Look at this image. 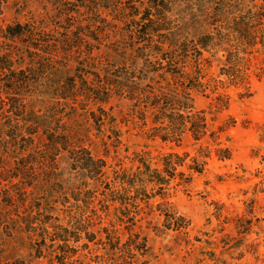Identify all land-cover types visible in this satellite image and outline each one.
Segmentation results:
<instances>
[{
    "label": "rangeland",
    "instance_id": "1",
    "mask_svg": "<svg viewBox=\"0 0 264 264\" xmlns=\"http://www.w3.org/2000/svg\"><path fill=\"white\" fill-rule=\"evenodd\" d=\"M168 1L183 39L214 32L209 20L226 0ZM44 3L30 0L19 12L8 7L0 25L51 13ZM254 3L264 13V0ZM256 29L264 36V18ZM242 44L232 53L234 66L227 62L228 44L203 53L202 85L192 90L193 105L207 118L209 132L201 140L190 133L178 142L149 138L148 126L124 119L128 104L123 100H110L104 108L112 118L98 124L77 103L63 106L60 123L69 136L104 160V183L82 178L66 150L51 153L47 167L37 168L35 180L27 181L31 185L10 180L13 161L0 144V264H264V42ZM228 72L243 78L233 81ZM226 148L230 157L218 159ZM170 152L187 157L168 176L162 157ZM192 158L204 163L201 173L188 169ZM76 189L94 191L84 207L92 241L84 232L76 240L71 228L68 233L51 228L66 226L77 205ZM104 230L115 231L118 239L109 241ZM61 234L68 240L63 242ZM133 234L146 240L144 255L125 250Z\"/></svg>",
    "mask_w": 264,
    "mask_h": 264
},
{
    "label": "trees",
    "instance_id": "2",
    "mask_svg": "<svg viewBox=\"0 0 264 264\" xmlns=\"http://www.w3.org/2000/svg\"><path fill=\"white\" fill-rule=\"evenodd\" d=\"M40 1L45 2V10V4L51 6V13L46 10L36 20L0 25V144L5 157L13 161L8 178L27 186L31 185L27 181L35 180L36 169L49 164L51 153L65 150L82 178L104 183V160L76 145L60 123L68 102L77 103L98 124L111 120L104 108L110 100H123L128 104L124 119L148 126L145 133L149 138L178 142L190 133L193 140H201L209 132L207 118L193 105L192 90L202 85L203 53L228 44L227 62L234 66L231 56L236 45L244 43L246 48L264 42L256 29L264 13L254 0H247L253 3L250 8L244 0L220 1L222 8L209 20L214 32L183 39L168 0ZM29 2L0 0V17L8 7L19 12ZM226 74L233 81L243 78L242 74ZM209 135L214 138L213 132ZM218 152L220 160L230 157L227 148L224 155ZM184 157L187 155L177 152L163 155L164 173L174 175ZM192 159L188 169L201 173L204 163ZM85 191L88 196L79 200ZM85 191H74L77 205L68 213L66 226L54 223L51 228L64 233L71 228L76 240L84 232L92 241L94 234L86 231L90 221L84 207L94 199V191ZM166 223L169 228L171 222ZM178 228L182 225L175 226ZM104 231L109 241L110 236L118 239L115 231ZM62 236L63 242L68 240L66 234ZM145 242L144 237L133 234L124 248L127 253L144 255Z\"/></svg>",
    "mask_w": 264,
    "mask_h": 264
}]
</instances>
